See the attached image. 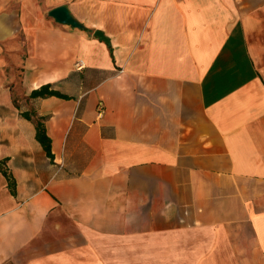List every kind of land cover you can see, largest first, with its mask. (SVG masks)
<instances>
[{
	"label": "crops",
	"instance_id": "crops-1",
	"mask_svg": "<svg viewBox=\"0 0 264 264\" xmlns=\"http://www.w3.org/2000/svg\"><path fill=\"white\" fill-rule=\"evenodd\" d=\"M0 162V264H264V0H0Z\"/></svg>",
	"mask_w": 264,
	"mask_h": 264
},
{
	"label": "trees",
	"instance_id": "trees-1",
	"mask_svg": "<svg viewBox=\"0 0 264 264\" xmlns=\"http://www.w3.org/2000/svg\"><path fill=\"white\" fill-rule=\"evenodd\" d=\"M49 95H56L58 97L62 98H68L67 95L60 93L57 90L50 89L49 84H44L41 85L40 87L33 89L30 92L31 97H37V96H49ZM25 117H30L29 114L23 113ZM35 137L37 141L42 145L44 151L46 152V155L53 159V154L51 152V147H50V137L46 133L45 125L40 119H36L35 121ZM0 171L4 174L8 181V186L10 188V191L12 193H15L14 187H15V182L14 180L10 177L6 169L3 167V164L0 162Z\"/></svg>",
	"mask_w": 264,
	"mask_h": 264
},
{
	"label": "water",
	"instance_id": "water-1",
	"mask_svg": "<svg viewBox=\"0 0 264 264\" xmlns=\"http://www.w3.org/2000/svg\"><path fill=\"white\" fill-rule=\"evenodd\" d=\"M49 15L52 16L57 22L69 24L74 27H81V23L78 22L69 12L65 5H59L49 10ZM96 36L108 43V38L105 37L102 31L96 30L94 32Z\"/></svg>",
	"mask_w": 264,
	"mask_h": 264
},
{
	"label": "rangeland",
	"instance_id": "rangeland-1",
	"mask_svg": "<svg viewBox=\"0 0 264 264\" xmlns=\"http://www.w3.org/2000/svg\"><path fill=\"white\" fill-rule=\"evenodd\" d=\"M200 240H201V236H199V234L197 233V229H195V230H193V231H191L185 235L180 236L177 240L169 239L167 241L176 242L179 244H188V247H189V246H193L196 243H199ZM186 252H190V251H186ZM186 252L180 251L179 253L182 254V253H186ZM165 253H166V255H164V257H167L169 252H165ZM190 253H192V251Z\"/></svg>",
	"mask_w": 264,
	"mask_h": 264
},
{
	"label": "built area",
	"instance_id": "built-area-1",
	"mask_svg": "<svg viewBox=\"0 0 264 264\" xmlns=\"http://www.w3.org/2000/svg\"><path fill=\"white\" fill-rule=\"evenodd\" d=\"M81 64H82V61H78V62H77V65H78V66H81Z\"/></svg>",
	"mask_w": 264,
	"mask_h": 264
}]
</instances>
